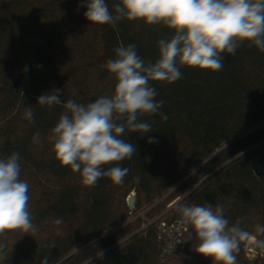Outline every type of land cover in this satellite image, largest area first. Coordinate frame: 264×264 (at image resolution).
Listing matches in <instances>:
<instances>
[{
	"label": "trees",
	"instance_id": "1",
	"mask_svg": "<svg viewBox=\"0 0 264 264\" xmlns=\"http://www.w3.org/2000/svg\"><path fill=\"white\" fill-rule=\"evenodd\" d=\"M106 2L111 10L118 0ZM83 3L0 0V159L20 154L36 229L0 236V264H41L45 256L49 264H160L156 224L144 226L188 193L177 208L222 206L229 226L239 220L264 250V232L256 231L264 226V51L245 42L235 54H221L220 71L178 64L181 79L150 82L164 104L140 117L152 132L122 137L137 149L118 162L129 169L123 184L102 177L89 187L80 173L60 165L48 140L62 105L41 106L38 97L60 89L62 101L86 105L110 95L116 81L104 65L115 48L133 44L145 63H154L158 41L174 32L140 20L90 24ZM28 107L35 123L24 119ZM37 132L39 143L33 141ZM248 238L240 239L236 264H264V255L246 261ZM197 244L189 229L176 264H212L196 253Z\"/></svg>",
	"mask_w": 264,
	"mask_h": 264
},
{
	"label": "clouds",
	"instance_id": "2",
	"mask_svg": "<svg viewBox=\"0 0 264 264\" xmlns=\"http://www.w3.org/2000/svg\"><path fill=\"white\" fill-rule=\"evenodd\" d=\"M81 6L86 7L84 16L90 24L140 20L174 32L170 39L158 41L154 63H145L133 44L115 48V58L104 65L116 81L110 95L86 105L72 99L62 101L60 89L38 97L41 106L62 105L64 111L48 140L60 165L80 173L81 182L89 187L102 177L123 184L129 169L118 166V162L131 159L137 149L122 137L152 132V125L140 117L157 114L164 104L163 100L157 102V91L150 82L181 79L178 64L220 71L224 67L221 54H235L245 42L264 51V0H118L111 10L106 0H84ZM24 119L35 123L31 107L26 108ZM39 137L37 132L33 141L39 143ZM19 161L18 152L0 159V236L36 230L29 211V184L20 179ZM110 164L117 166L102 171ZM179 212L185 231L191 229L198 240L197 254L210 258L212 264H236L240 239L250 235L240 228L239 220L229 226L224 208L210 203L185 205ZM256 231L264 232V226L257 225ZM41 264H49V257L45 256Z\"/></svg>",
	"mask_w": 264,
	"mask_h": 264
},
{
	"label": "built area",
	"instance_id": "3",
	"mask_svg": "<svg viewBox=\"0 0 264 264\" xmlns=\"http://www.w3.org/2000/svg\"><path fill=\"white\" fill-rule=\"evenodd\" d=\"M189 195L190 193L174 200L167 206V210L162 215L144 226L146 228L156 224L157 240L161 245L160 264H176L183 258L186 236L189 230L185 231V226L181 221L179 209L183 206L178 208L177 206L184 203ZM243 251L245 259L249 263L257 262L264 255V250L258 245L254 237L248 238Z\"/></svg>",
	"mask_w": 264,
	"mask_h": 264
},
{
	"label": "water",
	"instance_id": "4",
	"mask_svg": "<svg viewBox=\"0 0 264 264\" xmlns=\"http://www.w3.org/2000/svg\"><path fill=\"white\" fill-rule=\"evenodd\" d=\"M21 81H22V79L19 78V79L17 80V82L15 83V88H16V89L20 86ZM263 168H264V166H263ZM135 200H136V195L133 194V195L129 198V200H128V206H129L130 209H133V207H134V203H135Z\"/></svg>",
	"mask_w": 264,
	"mask_h": 264
},
{
	"label": "rangeland",
	"instance_id": "5",
	"mask_svg": "<svg viewBox=\"0 0 264 264\" xmlns=\"http://www.w3.org/2000/svg\"><path fill=\"white\" fill-rule=\"evenodd\" d=\"M133 194H134V193H133ZM133 194H132V195H133ZM132 195H131V196H132Z\"/></svg>",
	"mask_w": 264,
	"mask_h": 264
}]
</instances>
